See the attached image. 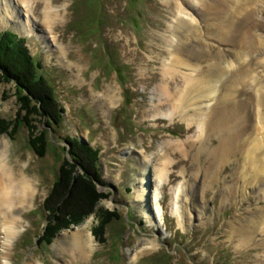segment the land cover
<instances>
[{"label": "rangeland", "instance_id": "374dc122", "mask_svg": "<svg viewBox=\"0 0 264 264\" xmlns=\"http://www.w3.org/2000/svg\"><path fill=\"white\" fill-rule=\"evenodd\" d=\"M46 1L58 10L55 23L42 22ZM194 1L199 3L193 6ZM238 1L35 0L0 8V35L8 32L22 41L51 87L35 85L26 75L31 95L0 68L2 159L38 190L22 214L19 234L8 242L0 235V264H264V221L256 225L253 245H237L238 231L231 232L249 219L260 221L264 179L245 184L232 177L234 163L242 161L234 155L230 163L216 164L217 180L211 183L205 177L207 152H197L206 131L199 137L196 123L186 119L195 114L192 105L183 119L180 110L171 114L169 105L158 109L155 89L173 43L177 48L187 43L181 56L202 45L203 59L218 63L247 51L243 39L254 34L263 38L255 43L259 64L251 85L257 82L264 92V0H240L243 11H254L251 26H237ZM178 8L198 26L201 41L194 36L189 45L190 39L177 35V44L172 42L170 25L177 22ZM224 19L231 34L208 29ZM20 24L28 25L23 35L16 30ZM255 95L240 107V122L247 112L264 113V95ZM256 126L264 136V123ZM244 133L238 145L255 132ZM142 162L150 170L147 185L160 193L159 211L151 206L154 218L135 199L136 189L146 183ZM178 185L182 200L176 214L172 190ZM86 221L80 236L77 228ZM73 239L91 247L85 262L67 250Z\"/></svg>", "mask_w": 264, "mask_h": 264}, {"label": "bare ground", "instance_id": "6f19581e", "mask_svg": "<svg viewBox=\"0 0 264 264\" xmlns=\"http://www.w3.org/2000/svg\"><path fill=\"white\" fill-rule=\"evenodd\" d=\"M34 1L35 0H16L15 2V0H0V8L3 6L5 8L9 7L11 4L13 8H19L20 4L28 6L30 2ZM246 1L250 2V0ZM197 2L198 1L192 2L193 6L196 5ZM240 6L242 7L243 5L239 0L237 6L234 7V10L240 8L239 14L241 13L240 15L242 18H237L238 22L236 24L237 26L240 24H243V26L246 24L249 25L251 21L253 22L254 11L252 9L243 11L244 8H241ZM5 8L3 10L4 13L7 14ZM178 11L179 16L176 20H174L177 22L170 25V31L174 37L172 42L177 44L179 40L177 39V35L184 37L187 41L190 39L189 45L192 44L191 39L194 36L196 37V41H201L200 36L202 32L198 30V26L192 22V19L183 18L184 15L180 14V8H178ZM241 11H243V13L245 12V14H242ZM20 17L22 18L20 20L23 21V17ZM57 17L58 10H53L50 1H46L43 10L42 22L52 23ZM7 18L8 17L2 18V20H6ZM227 25H230V21L228 22V20L224 19V21L220 22L218 25L216 24L212 26H206L208 29H212L213 32H226V34H231V31L227 32L226 30V27H228ZM27 26V24H20L18 29H16L18 34L23 35L27 31L25 30ZM29 28L31 29L30 32L32 33L33 28L30 27V24ZM229 28L231 29V27ZM249 29L250 28L248 27V30ZM258 37L263 38L262 35H257L256 37L254 34L244 37L245 40L243 39L242 43L243 45L248 44L246 46L248 50L244 51V53L240 56L237 55L238 57L235 56L234 59H228L225 62L223 60L218 63L217 61L209 62L205 57L203 59L202 54L205 52L202 51L204 50L202 45L197 47L196 53L191 52L193 48H191V50H187L186 48L187 53L183 55V57L179 54V51L184 48V46H187V43L184 42V44H180L178 48L176 47L177 45L173 47V43V45L170 46L171 58L166 64L164 63L165 66L163 67L161 84L155 88L159 92V94L157 93L159 95V98H157L158 109L160 105H169L168 110H170V113L175 114L180 110L181 112L179 116H181L183 119L187 115L184 113L187 110H184L188 106L192 105L189 108L193 109L195 114H191L192 116L188 115L186 119L188 120V125L196 123L199 137L202 136V132L205 133L206 131L204 134L205 137H201L200 140H198L200 144L198 145L199 149H197V152H207L208 165L205 169V177L210 178L211 183H215L217 180V177H215L217 168L216 164L219 165L222 162H229L228 160L234 155L240 157L242 161L239 163V165L234 163L233 169L230 170L231 176L233 175L232 177L237 178L238 180L240 179L245 184H254L255 180L261 181L264 179V146L262 147V145H264V136L258 131L256 132V129H258L256 124L259 125L264 123V113L259 114L260 111L254 112L253 114L251 112H247L246 116L248 117L246 119L243 118L242 122H240L237 118L238 115H241L240 107L244 105L250 97L254 98V96H256L255 92H259V95L261 96L264 95V92L261 91V88L256 86L257 82L256 84L251 85L253 82H251V80H256L257 78L253 75L254 72H256L254 71L255 68L258 67L257 64H259L257 62L258 60H256L257 58H254V56L259 52V50H257V45L255 44L258 40ZM40 38L43 39L42 36H40ZM251 86L254 87L251 88ZM218 93L222 94L218 95ZM220 95L221 97H218ZM263 100L261 101L262 104H264ZM249 101L251 100L249 99ZM213 103H215L214 106H212ZM256 115H258L260 118L259 122L255 119L257 118ZM249 130L251 133L255 132L253 137L248 136L245 143L241 142L238 145L240 134L243 133L245 136L247 133L244 132ZM209 132L210 134L208 137ZM211 136H216L217 140L213 141L210 139ZM208 141L211 142L208 143ZM207 146L210 148L208 147L206 149H202ZM0 147L2 148V150L0 148V235L3 234L6 237L5 241L8 242L9 238L18 235L21 231L20 227L22 226V214L31 208L36 194H38V190L35 188V184L28 176L23 173V171H14V169L12 170L13 166L9 164V161H3L2 158L5 154L4 149L6 148V141H2V144L0 142ZM212 157L213 159H209ZM15 165L16 167L19 166L17 163ZM141 166V168H144V170L142 169L140 174L146 183L142 184L138 189H136L135 199L137 201L139 200L144 202V210L146 211L148 208V211L150 212L146 213L149 215V217L152 214V217L154 218L155 213L153 210H151V206L156 212L159 211L160 201L158 196L160 193L158 192V189H151V187L147 185L146 174L147 169L149 170L148 165L142 162ZM162 175L164 176L163 172H158L155 177L161 179ZM241 188L242 186L240 189ZM181 192L182 188L179 185L172 190V198L175 200L174 212L176 214H179V207L181 206ZM145 204L147 205L146 208ZM181 212L182 211H180V213ZM262 221H264V213L260 216V221L249 219L248 223H244L245 225L237 228L236 230L234 229L235 231L231 230L232 233L238 231L237 235L239 236V240H237V245L244 244L243 246H246L255 244L256 225H260ZM88 223L89 222L86 221L79 228H77L78 235L81 236L83 234L81 231L87 227ZM260 231L264 232V228H261ZM86 242L87 241L85 240L73 239V241L68 245L69 247L67 250H73L70 255L73 257V254L77 253L75 256L79 257V260L83 258L85 262L87 260V255L91 250V247L87 248L85 244ZM259 242L260 241H258V243ZM261 242V244H264V240ZM4 245L5 246L2 245V248L4 249V252L7 256V252L10 250L9 245L7 246L5 243ZM152 246L153 245H151V247Z\"/></svg>", "mask_w": 264, "mask_h": 264}, {"label": "trees", "instance_id": "16d2710c", "mask_svg": "<svg viewBox=\"0 0 264 264\" xmlns=\"http://www.w3.org/2000/svg\"><path fill=\"white\" fill-rule=\"evenodd\" d=\"M0 68L4 70L3 73L9 80L16 83L18 89L22 87V90H27L31 94L29 89L31 83L26 76L29 75L35 85L41 83L46 89L51 90L50 84L40 73L39 66L25 51L22 41L8 32L0 35ZM114 71L119 72V69Z\"/></svg>", "mask_w": 264, "mask_h": 264}]
</instances>
